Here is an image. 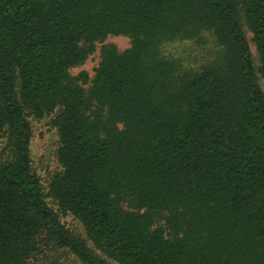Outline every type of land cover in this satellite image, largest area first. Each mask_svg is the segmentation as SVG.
I'll return each instance as SVG.
<instances>
[{"label": "trees", "instance_id": "obj_1", "mask_svg": "<svg viewBox=\"0 0 264 264\" xmlns=\"http://www.w3.org/2000/svg\"><path fill=\"white\" fill-rule=\"evenodd\" d=\"M241 8L259 56L254 68ZM213 61L162 53L169 41ZM108 36L130 48L100 53ZM264 0H0V264L50 242L108 264L68 232L31 167L27 116L52 119L47 194L117 264H264ZM45 238V241H44ZM45 242V243H46Z\"/></svg>", "mask_w": 264, "mask_h": 264}, {"label": "rangeland", "instance_id": "obj_2", "mask_svg": "<svg viewBox=\"0 0 264 264\" xmlns=\"http://www.w3.org/2000/svg\"><path fill=\"white\" fill-rule=\"evenodd\" d=\"M238 21L248 42L253 66L257 69L259 66V56L252 41V34L246 26L241 8H239L238 11ZM108 45L114 46L118 52H123L130 48L131 38L127 36L106 37L103 41L96 43L95 51L88 57L83 65L70 69V74L73 76H77L81 71L87 72L89 80L84 83H82V81L80 82L85 90L90 86V80L93 78L94 70L98 66L100 60L101 50ZM216 50H218L216 41L213 36L209 34L204 38V44L200 48L190 42L179 40L169 41L162 47V53L166 56L178 57L177 59H181L183 63H189L191 66L205 64L210 60L213 61ZM259 85L264 92V81L259 79ZM57 112L58 111H55L51 115L41 119L29 115L26 117L32 132L29 146L32 171L38 177L42 185L44 197L48 206L55 211L65 229L83 242L85 246L92 250L97 256L107 261L108 264H117L111 259H108L103 252L93 246L88 240L82 224L72 215L61 212L47 194L51 179L61 171V167L57 162L59 137L57 129L51 123ZM5 141V137L0 140V163L5 160ZM45 242L38 244L37 251L27 264H81L67 250L57 248L50 242H48V244Z\"/></svg>", "mask_w": 264, "mask_h": 264}]
</instances>
